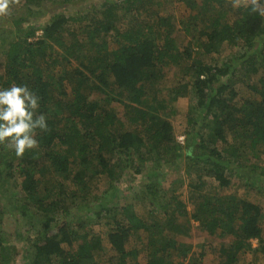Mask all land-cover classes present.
Returning <instances> with one entry per match:
<instances>
[{
	"label": "trees",
	"instance_id": "trees-1",
	"mask_svg": "<svg viewBox=\"0 0 264 264\" xmlns=\"http://www.w3.org/2000/svg\"><path fill=\"white\" fill-rule=\"evenodd\" d=\"M81 1L24 0L58 7L45 24L25 27L22 14L0 30V88L27 86L47 121L22 156L0 144V264L19 255L6 210L20 213L23 264H202L204 253L190 258L176 241L190 220L219 241L215 264L264 261V0H172L186 9L180 18L168 0L68 11ZM166 69L175 84L163 86ZM183 98L180 143L174 104ZM124 173L144 178L146 220L115 185ZM183 177L189 217L176 195ZM98 180L113 184L100 200L89 188Z\"/></svg>",
	"mask_w": 264,
	"mask_h": 264
},
{
	"label": "rangeland",
	"instance_id": "rangeland-1",
	"mask_svg": "<svg viewBox=\"0 0 264 264\" xmlns=\"http://www.w3.org/2000/svg\"><path fill=\"white\" fill-rule=\"evenodd\" d=\"M103 0H83L81 1V3H79V5L77 7H71V6H64L68 8L69 12H75L78 11L77 9L83 10L88 8L90 5H96L101 3ZM111 1H115V0H111ZM59 2H61V0H59ZM166 7L167 9H169L176 17H182L185 13H186V9L184 6L182 5H175L172 0H168V2L166 3ZM55 7H52L50 2H46L43 5V9H39L36 7L33 8H28L26 5H24V0H9V9L6 15H0V30H2L3 28H5L6 32L9 33V30L11 27H9L11 25V21L12 19L18 17V16H22V14H24V17L27 18V16L29 17V20L27 22H25V27L30 25L32 22L34 24L36 23H47L49 20V15L50 12L52 10H56ZM60 11L63 10V7H61V5H59ZM163 8V6L161 7ZM38 11L37 15H33L36 14V12ZM47 11V12H45ZM163 13L166 14L164 8L162 9ZM31 13V14H30ZM23 26V25H22ZM21 26V27H22ZM14 27V26H13ZM17 29L20 30V26L15 27ZM40 35V32H38L37 36ZM230 50L226 49L223 53V55H221L223 58H225L227 55H229ZM222 58V59H223ZM3 60L0 58V66L2 65ZM164 72L165 73V77L163 79V86L166 85H171V84H175L174 81H177V76H176V72L171 71L169 69H166ZM175 77V78H174ZM190 100L183 98V99H179L177 102H175L174 106L177 107V115L175 117V119L173 120V126H174V132H175V136L176 139L180 142L183 143L184 142V137L183 134L184 132L187 131L186 128V121H185V112L187 110L188 107V103ZM112 107L115 108L116 113H118V115H122L123 114V109L121 106L119 105H115L113 104ZM182 174V173H181ZM142 175L139 177L136 176H132L131 173H124L121 177L120 180L117 182V184L115 183V185H117V187H120L123 190H128L130 191V194H128L127 199H126V203H131L133 205V209L135 211V214L141 218L142 220H146L147 216H148V212H149V201L147 200V198L142 197L139 194L140 191V187L143 184V179H142ZM175 178V175H170L167 178V181H171ZM183 182H184V186H182L181 189H179L176 193V195H178V197H180V200L182 202H184L187 206L186 210L188 213V217L191 216L192 214V206L190 205L189 202V193L190 190L187 187V181L188 179L185 177L182 178ZM195 181V180H193ZM113 185L109 182H104L103 180H98L95 182H92L89 186V188L91 190H93V195L94 196H98L100 200L103 197V193H101L100 191L105 190V189H110V186ZM234 188L236 193L239 196H245L247 197L250 201L258 203V201L260 199H258V197L253 193L252 194H246L245 191L243 190V188H239L240 186H238V184L236 182H234ZM97 201V200H95ZM3 211V210H1ZM8 210H6V213L3 215L2 217V227L4 229V231L9 235V241L11 244H13L15 246V248H17V252H18V256H15V259L13 261V264H23L20 260V256H22V251H23V243L18 241L16 238V235L14 234V232L17 233V231H21L22 230V225H21V221H20V213L18 212H11L10 211L7 212ZM4 212V211H3ZM73 213V212H72ZM15 215V216H13ZM163 217V215H162ZM93 219H95V217H93ZM79 222H84V220L77 219ZM179 222H183V219L180 218L178 219ZM211 238L205 233V232H201L198 229V224L197 222H194L193 220H190L189 223V232L186 235L183 236H179L176 241H178L179 243H182L186 246L189 247L190 250V254L188 255V257H198V255L200 253H204L205 256L202 260V264H215L216 263V258L215 256L212 255L211 251L213 248L217 247V243L219 242L218 240H214V243H211ZM138 243V242H137ZM137 245V244H136ZM253 245H256V241H253ZM105 252L108 251V248L105 246L104 247ZM251 257L247 258L246 263H250ZM99 264H103V260H99ZM252 264H264V261L261 259H257L252 261Z\"/></svg>",
	"mask_w": 264,
	"mask_h": 264
},
{
	"label": "clouds",
	"instance_id": "clouds-1",
	"mask_svg": "<svg viewBox=\"0 0 264 264\" xmlns=\"http://www.w3.org/2000/svg\"><path fill=\"white\" fill-rule=\"evenodd\" d=\"M8 9L9 0H0V15ZM38 108L39 97L27 86L0 88V144H9L17 156L35 149L36 131L47 129L46 117L37 115Z\"/></svg>",
	"mask_w": 264,
	"mask_h": 264
}]
</instances>
